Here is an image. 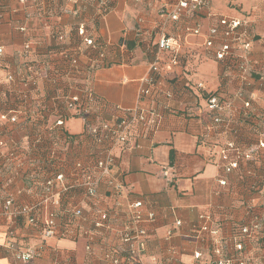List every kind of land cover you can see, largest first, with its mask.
<instances>
[{"label":"crops","instance_id":"0c3cea01","mask_svg":"<svg viewBox=\"0 0 264 264\" xmlns=\"http://www.w3.org/2000/svg\"><path fill=\"white\" fill-rule=\"evenodd\" d=\"M174 1L111 0L108 11L100 16L93 0H79L78 4L68 0H1L0 42L5 51L0 59V114L18 110L19 119L17 123L0 122L4 143L0 154L19 146L26 149V155H20L13 163L0 160V264H113L106 262L104 255L120 246L127 205L139 200L146 216L155 215L143 224L148 231L144 264H211L215 256L212 249L217 243L230 256L237 253L235 235L245 225L258 228L255 238L245 241L244 252L251 256L250 264H264V148L260 147L264 143V0H211L210 9L173 23L160 11ZM75 8L80 13L75 14ZM219 16L250 21L254 36L249 57L252 75L246 84L239 73L215 60L212 51L204 47L205 37L183 33V26L200 24L205 34ZM82 22L103 45V66L94 73L92 85L109 106L137 105L139 91L152 74L151 62L160 54L161 33L180 37L186 54L174 67L169 64V54L162 52L167 69L158 78L162 90L174 93L171 103L181 112L171 114L160 109L163 120L157 131L138 127L131 145L116 151L115 171L124 174L128 185L122 198L110 196L104 183L93 200L81 190L70 193L63 199V210L79 206L83 212L75 222L77 236L41 239V229L30 225L25 216L16 218L6 212L5 199L13 198L12 210L39 200L42 182L51 172L47 149L55 141L52 132L72 141L69 158H85L84 153L89 150V140L83 136V120L68 112L65 126L52 132L46 130V125H53L57 118L53 115L56 95L61 90L75 92L81 81V75L76 77L78 80H58L54 69L65 67L58 51L78 42L76 28ZM21 27L26 31H21ZM57 29L64 31L66 42L53 37ZM30 41L32 48L27 56L23 48ZM87 61L81 57L82 64ZM30 65L39 67L37 88L26 86L31 77ZM9 75L13 76L12 81L8 80ZM198 83L204 84L206 90L189 89ZM240 88L244 96L235 97ZM208 93L231 100L232 107L222 112L225 122L221 125H212ZM153 101V97H148L140 103L149 107ZM165 101L163 96L158 103ZM246 101H250L251 108L244 105ZM41 105L48 109L42 110ZM47 115L48 120H44ZM39 133H43L44 142L36 147L33 144ZM228 142L244 151L254 150L253 159L241 162L232 172L216 164L220 147ZM39 168H44V172ZM165 170L170 172L169 179L164 177ZM224 180L226 185L221 184ZM66 210L60 211L57 219L63 232L73 225ZM107 210L117 213V218L111 213V227H94L100 218L98 211ZM203 216L212 218L216 236L200 231ZM87 230L94 236H85ZM10 231L15 232L13 239L19 248L35 246L42 240L43 255L31 261L15 258L5 247ZM89 244L91 251L87 250ZM197 252L202 257L196 259Z\"/></svg>","mask_w":264,"mask_h":264},{"label":"built area","instance_id":"2783aa9c","mask_svg":"<svg viewBox=\"0 0 264 264\" xmlns=\"http://www.w3.org/2000/svg\"><path fill=\"white\" fill-rule=\"evenodd\" d=\"M100 10V16L108 11V5L111 0H93ZM71 4H78L79 0H68ZM212 6L211 0H176L173 6L167 7L161 14L170 22L180 21L181 18L194 17L198 12L204 9H210ZM0 0V17L3 10ZM75 14L80 13L79 8L73 10ZM209 15L215 17L209 12ZM21 31L25 32L26 28L21 27ZM183 33L186 36H203L205 37L204 47L212 51L216 61L223 62L229 71L239 73V76L244 84L248 83L251 77V66L249 65V57L252 51V42L254 36L250 32V21L244 18H230L227 16H219L218 22L210 26L204 34L200 24L195 26L186 25L183 27ZM77 36L79 40L74 46H64L59 49L65 61V67L54 69V78L60 80L79 79L76 77L82 76L77 90L63 91L56 95V107L53 110V115L57 118L53 125H46V130L54 131L56 128L65 126L66 112L70 113L73 118L83 120L85 129L83 136L89 140V150L84 153L85 158L71 155L72 141L67 137L62 139V143L54 138V144L47 149V165L51 171L42 182L39 200L34 205H25L12 210L14 200L12 197L5 199V210L9 215L16 218L25 216L26 221L33 226L41 229V239H50L64 237L66 235L76 237V225L83 212L78 206H71L69 209H64L70 215V223L73 224L68 230L61 231L58 226L57 219L59 212L63 210V199L70 193L81 190L86 198L95 199L98 188L101 184H105L107 190L113 197L122 198L128 191L127 182L124 180L122 172H116L117 153L127 149L132 142V137L135 135L137 128H144L146 131H157L163 120V114L160 109H164L172 114H178L181 109L175 110L172 107L171 101L174 94L168 90H162V83L159 78L166 72V65L163 62L161 53L169 54V64L177 67L180 63V58L186 54V48L183 41L177 35H168L161 33V39L158 43L160 54L151 62V75L145 80L146 86L139 91V102L132 108H126L121 105L114 107V120L112 122L102 119L98 115L97 106L100 103L97 95H95L92 85V77L94 73L101 68L104 53L97 56L96 52L101 48L97 39L92 36V30L86 22L80 23L77 28ZM53 37L59 42H66L67 37L63 30H55ZM32 43L26 42L23 48L25 55H30ZM5 47L0 42V59L4 56ZM85 56L87 62L81 63V57ZM31 77L26 86L32 84V88H37L36 82L39 75V67L30 65ZM8 80L12 81L13 76L9 75ZM30 88V87H29ZM196 90H206L204 84L198 83L195 86ZM166 97V101L159 104L160 98ZM243 89H238L235 97H243ZM148 97H153V105L144 107L141 101ZM1 101V98H0ZM244 105L251 108L250 101H246ZM208 114L212 121V125H221L225 122L222 117V112L226 108H231V100H224L218 95H212L207 100ZM18 111V110H17ZM16 110L2 112L0 114V122L17 123L19 116ZM64 111V112H63ZM189 114L191 111H185ZM65 114V115H64ZM50 116V115H49ZM90 116H94L92 120H88ZM47 118V119H45ZM48 115L43 116L44 120H48ZM48 123V122H47ZM43 133H39L35 138L34 146H38L44 142ZM3 133L0 127V148L3 147ZM260 147L264 148V143H260ZM16 147L15 149L0 154V160H5L6 163H13L20 158V155H26V149ZM254 150L244 151L237 148L232 142L223 144L220 147V155L217 161L226 172H232L240 166L243 161L253 159ZM43 167V166H42ZM44 172V168H39ZM169 170L164 171V177L169 179ZM11 182L10 179L7 181ZM222 185H226L227 181H221ZM119 206V204H118ZM144 204L141 200L127 205L128 216L125 220L123 230L120 231V246L107 252L105 261L113 264H144V252L148 243V231L143 225L145 222L152 221L155 217L154 213L146 216L142 211ZM100 214L99 220L94 223L96 228L111 227L109 221L114 214L117 218V213L107 211H98ZM7 213V214H8ZM112 213V214H111ZM203 225L200 227L201 232H210L214 236L218 234L217 229L211 224V217H202ZM177 225H181L179 221ZM75 227V228H74ZM258 226H241L235 235L234 250L237 252L234 255L225 253L220 243H217L212 251L215 253L211 264H250L251 256L244 252L245 241H252L255 238V231ZM10 239L6 242V248L11 251L13 256L18 260L31 261L41 257L45 250V243H37L29 248H19L16 241L13 239L16 234L14 231L9 233ZM85 236H94V232L87 230ZM92 246L89 244L87 250L91 251ZM196 259L202 257V253L195 254Z\"/></svg>","mask_w":264,"mask_h":264},{"label":"trees","instance_id":"16d2710c","mask_svg":"<svg viewBox=\"0 0 264 264\" xmlns=\"http://www.w3.org/2000/svg\"><path fill=\"white\" fill-rule=\"evenodd\" d=\"M176 1V0H175ZM175 1L173 2V3H171L170 4V6H173V4L175 3ZM167 9V6H165L164 5V7H162L161 8V11H160V14H161V12L163 11V10H166ZM99 18V17H98ZM175 22H178V21H175ZM186 26V25H185ZM89 27V26H88ZM184 27V26H183ZM90 28V27H89ZM93 36V35H92ZM95 37V36H94ZM98 41V40H97ZM99 42V41H98ZM100 43V42H99ZM100 45H101V48L99 49V50H97V52H96V54H97V56H100V54L101 53H104V57H105V52L103 51V45L100 43ZM183 57L184 56H182L181 58H180V63H181V60L183 59ZM104 59V58H103ZM252 75V74H251ZM195 86H196V84H192V86H189V89L190 90H196V88H195ZM168 91H170V90H168ZM94 92H95V95H97V93H96V91H95V89H94ZM170 92H172V91H170ZM174 94V93H173ZM212 95H217V93H208L207 94V97H206V99L208 100L209 99V97H211ZM97 97H98V99H100V103H99V105L97 106V111H98V115L102 118V119H106V120H108V121H110V122H112L113 120H114V115H115V112H114V107L115 106H109L108 104H107V102H104V100L99 96V95H97ZM172 104V103H171ZM172 107H173V105H172ZM42 110H46V109H48L47 107H45V106H43V105H41V107H40ZM175 110H177L178 111V109H176L175 107H173ZM207 108H208V106H207ZM111 110V111H110ZM181 112V111H180ZM170 113V112H169ZM172 114V113H171ZM191 114V113H190ZM94 118V116H90V118L88 119L89 121L90 120H92ZM56 135V133H55V131L54 132H52V136H54L55 138H56V140H58V141H61L62 139L60 138V137H57V136H55ZM43 139H44V137H43Z\"/></svg>","mask_w":264,"mask_h":264}]
</instances>
